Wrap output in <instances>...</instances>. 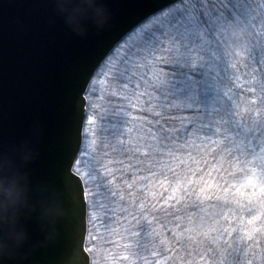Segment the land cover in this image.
<instances>
[{
    "label": "snow or ice",
    "instance_id": "1",
    "mask_svg": "<svg viewBox=\"0 0 264 264\" xmlns=\"http://www.w3.org/2000/svg\"><path fill=\"white\" fill-rule=\"evenodd\" d=\"M159 15L162 19L153 18L150 26H134L139 39L130 46L127 39L124 40L119 46L122 54L112 67L113 78L118 82L112 98L122 103L112 105L109 113L127 118L123 129L112 133L100 129L103 133L97 145L100 158L90 172H80L74 153L70 155L66 168L80 197L81 208L84 197L89 198L91 209V198L99 195L105 214L116 217L119 212L127 222L124 231L129 237L136 235L135 229L142 221L156 213L165 217L167 222L179 223L171 220L169 213L171 217L181 213L163 205L157 208L159 202L165 200L167 203L171 199L176 203L183 198L181 203H184L190 200V194L203 187L213 173L218 181L224 180L227 175L224 163L239 161L223 151L220 139L202 136L195 129L190 133L186 131L194 117L185 109L193 105L170 98L174 66L195 68L207 62L214 68L223 65L230 73L242 64L248 70L247 79L241 83V77L233 78L229 74V85L232 86L227 87L226 94L234 98L242 113L264 114V79H261V73H264V23L259 27L255 23L257 19L264 21V0H191L177 13ZM231 22H242L249 29L248 43L242 51L230 53L227 50L220 26ZM253 53L257 54L258 60L253 59ZM102 59L104 63L100 67H108L111 60ZM234 88H239L244 96H238ZM87 95L89 113L92 114H89L91 119L87 121L82 141L89 134L97 136V132L90 133L88 127L97 122L98 106L92 100L96 95L93 84ZM245 96L251 98L245 100ZM239 101L244 102L243 107ZM134 112L140 115H133ZM92 143L96 144V140L93 139ZM79 144L80 140L76 151H79ZM209 156L214 160L219 158V170L209 168ZM73 166L77 167L79 175L85 177L83 191L78 175L70 172ZM261 169L260 175L264 176V164ZM221 172L225 175H220ZM169 179L166 189L165 183ZM89 181L94 190L88 188ZM247 184L251 188L249 181ZM177 191L179 195H174ZM91 216H95L94 211ZM89 222L92 223L91 219ZM234 222L239 226H228L226 217L221 223L199 233L175 227L171 229L172 239L179 247L175 244L166 247L168 242L162 241L159 251L153 245L151 255L157 259L163 257L160 264H264V230L257 231L251 228V222L245 224L238 217ZM108 231L114 234L111 229ZM123 259L129 260L130 257ZM83 260L88 264L87 253L83 254Z\"/></svg>",
    "mask_w": 264,
    "mask_h": 264
},
{
    "label": "water",
    "instance_id": "2",
    "mask_svg": "<svg viewBox=\"0 0 264 264\" xmlns=\"http://www.w3.org/2000/svg\"><path fill=\"white\" fill-rule=\"evenodd\" d=\"M180 1L0 0V162L25 169L34 188L20 221L28 239L0 264H84V253L92 263L87 197L81 208L66 173L82 150L89 85L134 26Z\"/></svg>",
    "mask_w": 264,
    "mask_h": 264
},
{
    "label": "trees",
    "instance_id": "3",
    "mask_svg": "<svg viewBox=\"0 0 264 264\" xmlns=\"http://www.w3.org/2000/svg\"><path fill=\"white\" fill-rule=\"evenodd\" d=\"M190 2L191 0H181L160 13H177L179 9L184 8ZM160 13L152 16L138 27L150 26L153 18L162 19ZM255 23L259 27L264 21L257 19ZM125 39H127V45L130 46L139 39V35L134 30L116 46L107 57L111 60V63L108 67H100L96 71L87 91L88 94L93 84L96 95L92 97V100L98 106L95 113L97 122L95 125H88V127L90 133L96 131L97 136L93 137L89 134L83 141L82 150L76 160V165L79 166L81 173L90 172L94 163L99 160L100 150L97 145L100 136L103 135L102 132L112 133L122 130L127 119L122 114L109 113L112 105L122 103L112 98V93L117 91L118 83L113 78L112 67L116 64L119 55L122 54V49L119 46L123 44ZM252 55L254 60H258L256 53ZM246 71L248 70L242 64L238 65L237 69L230 70L229 73L228 70H225V66L221 65L214 68L207 62L195 68L182 65L173 67V78L169 87L170 98L174 101L193 105L192 108L185 109L194 117L192 123L187 126L186 131L190 133L195 129L202 136L220 139L223 151L229 157L239 161L224 163L223 167L227 171L224 180L218 181L216 173H213L203 187L197 188L194 194H190V200L184 203H181L183 198L176 203L171 199H168L167 203L165 200H161L157 208L163 205L165 208L181 213L175 217H171L169 213L170 219L179 223L174 225L167 222L165 217L159 215V213L149 216L147 221H142L135 229L136 235L133 236L134 238L148 233L151 235L153 229V234H156L155 239L152 238L147 244L143 245L146 249L156 245V250L159 251L162 239L166 237L168 242L166 247H172L174 244L179 247L172 239L171 229L176 227L181 228V231L190 230L199 233L214 224L221 223L226 217H228V226L230 227L239 226L234 222L238 217L245 224L251 222V228L257 231L264 230V176L260 175L262 171L261 164H264V114L242 113L237 108L234 98L226 94L227 87L232 86L229 85V74L233 78L236 76L241 77L240 82L243 83L247 79ZM261 79H264V73H261ZM233 91L238 96H244L239 88H234ZM248 98L251 97L245 96V100ZM239 102L243 107L244 102ZM89 114L92 113H89L87 104L85 128L87 127V121L91 119ZM133 115H140V113L134 112ZM166 115L180 116L182 114L166 113ZM100 129L102 132H100ZM93 139L96 140V144L92 143ZM207 159L209 168L219 170L221 162L218 157L214 160L212 156H209ZM74 170L78 173L76 166H74ZM220 175H225V173L221 172ZM82 178L85 179L84 176ZM247 181L251 183V188L248 187ZM169 182L170 179L165 183L166 189ZM87 186L90 190H94L91 181ZM174 195H179V192L177 191ZM88 199L87 197V201ZM91 199L93 207L90 209L88 204L86 247L92 259H94L101 239L109 236L107 238L109 241L110 239L114 240L121 233L125 236L129 235L124 231L128 224L119 212H117L116 217H113L111 213L105 214V210L99 203L100 196H93ZM92 211L95 212V216H91ZM90 219L92 223L89 222ZM165 223H167V226L164 225ZM102 224L107 225V230L101 228L100 225ZM109 229L114 234H110ZM246 230L250 229L246 228ZM160 235L163 237H160ZM136 241L138 240H132L134 243ZM126 243V238L123 241L120 238L117 245L123 246ZM204 264H207V262H204Z\"/></svg>",
    "mask_w": 264,
    "mask_h": 264
},
{
    "label": "clouds",
    "instance_id": "4",
    "mask_svg": "<svg viewBox=\"0 0 264 264\" xmlns=\"http://www.w3.org/2000/svg\"><path fill=\"white\" fill-rule=\"evenodd\" d=\"M227 50L242 51L248 43L249 29L242 22L220 26ZM34 188L30 174L14 161L0 162V256L11 254L28 239L21 225L24 213L34 208Z\"/></svg>",
    "mask_w": 264,
    "mask_h": 264
},
{
    "label": "rangeland",
    "instance_id": "5",
    "mask_svg": "<svg viewBox=\"0 0 264 264\" xmlns=\"http://www.w3.org/2000/svg\"><path fill=\"white\" fill-rule=\"evenodd\" d=\"M102 229L107 230V225H100ZM153 227V226H152ZM153 229V228H152ZM104 231V230H103ZM151 234V233H150ZM109 236L101 239L98 245V252L94 259H92L91 264H132V261L135 264H160V261L163 260V257H159V259L153 257L151 255L152 248L146 249L145 244H147L150 239L156 237V234H143L136 238L133 236H125L124 234H120L117 238L107 240ZM159 237V235H158ZM160 237H163L160 235ZM122 238V241L126 238V244L117 245L119 239ZM106 239V240H105ZM138 240L136 243L132 242V240ZM155 239V238H154ZM166 238H163L162 241H166ZM129 246V247H125ZM141 246V247H140ZM158 251V250H156ZM130 257L129 260L123 259V257ZM114 257V261H113ZM92 258V257H91Z\"/></svg>",
    "mask_w": 264,
    "mask_h": 264
}]
</instances>
